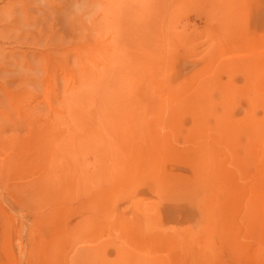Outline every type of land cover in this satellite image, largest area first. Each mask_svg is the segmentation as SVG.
Wrapping results in <instances>:
<instances>
[{
  "label": "rangeland",
  "instance_id": "1",
  "mask_svg": "<svg viewBox=\"0 0 264 264\" xmlns=\"http://www.w3.org/2000/svg\"><path fill=\"white\" fill-rule=\"evenodd\" d=\"M0 264H264V0H0Z\"/></svg>",
  "mask_w": 264,
  "mask_h": 264
}]
</instances>
